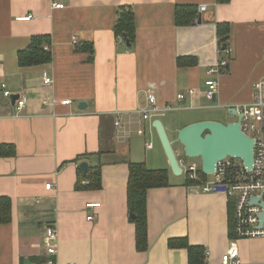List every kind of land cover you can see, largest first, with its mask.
Wrapping results in <instances>:
<instances>
[{
    "label": "crops",
    "instance_id": "0c3cea01",
    "mask_svg": "<svg viewBox=\"0 0 264 264\" xmlns=\"http://www.w3.org/2000/svg\"><path fill=\"white\" fill-rule=\"evenodd\" d=\"M185 4L197 7L195 22L177 25L176 6ZM122 7L135 15L132 48L115 34ZM222 22L231 32L220 50ZM33 36L49 37L44 47L52 59L22 66L18 54ZM179 58L196 63L180 66ZM222 60L228 61L225 70L211 73ZM210 78L219 82L216 101L204 93ZM263 78L264 0H0V143L15 150L0 156V198L12 204L11 221L0 224V264H191L187 248L170 246L175 238L203 246L206 264H219L231 246L239 249L236 264H264V237L237 239L233 226L229 230L235 198L204 192L184 174L175 175L153 125L161 120L174 146L191 123L182 113L239 109L253 101V84ZM150 94L160 111L143 120ZM16 95L27 97L22 110ZM174 149L178 159L187 156ZM83 161L101 165V189H76ZM129 162L169 174V186L147 192L146 251L136 247L128 207ZM92 203L100 206H87ZM48 227L58 232L55 257L47 252L53 243Z\"/></svg>",
    "mask_w": 264,
    "mask_h": 264
},
{
    "label": "trees",
    "instance_id": "16d2710c",
    "mask_svg": "<svg viewBox=\"0 0 264 264\" xmlns=\"http://www.w3.org/2000/svg\"><path fill=\"white\" fill-rule=\"evenodd\" d=\"M217 3H228L230 0H216ZM197 7L195 5H177L175 12V21L177 25H192L197 16ZM218 37L220 50L228 46L230 39V23H218ZM115 34L124 35L126 42L129 43L130 48L136 42V22L133 10L130 7H122L120 9L116 24ZM45 44H50L49 37L33 36L30 45L19 52V63L22 66L39 65L49 62L52 59V54L44 47ZM87 44L80 46L78 49H84ZM91 51L92 47L90 46ZM129 48V47H128ZM129 48V49H130ZM87 49V48H85ZM196 61L187 62L183 58L178 59V64L193 65ZM15 150L12 146L0 143V156L14 155ZM77 161H80L79 159ZM129 177L127 187V201L129 211L131 213L132 221L136 227V247L138 251H146L148 249V220H147V192L151 188H159L169 186V174L167 169H150L144 162H129ZM202 177L206 174L201 170ZM79 178L76 183V189H101L102 188V167L96 165L89 167L85 174L80 167H78ZM83 180H88L89 184H83ZM189 184L197 182L188 181ZM231 198L229 204L231 219L230 227L233 226L234 216V201ZM12 219V204L7 198H0V224L9 223ZM171 247L187 248L189 253V260L191 264H206V249L203 246H194L186 240V238H175L170 242ZM46 259L44 258V262ZM42 264V263H40Z\"/></svg>",
    "mask_w": 264,
    "mask_h": 264
},
{
    "label": "built area",
    "instance_id": "2783aa9c",
    "mask_svg": "<svg viewBox=\"0 0 264 264\" xmlns=\"http://www.w3.org/2000/svg\"><path fill=\"white\" fill-rule=\"evenodd\" d=\"M56 8H62L63 4H53ZM206 8L205 5L201 6V10ZM31 16H21L18 20H29ZM217 71L212 68L210 72ZM45 82L51 83L52 78L49 75H45ZM46 83V84H48ZM210 88L207 96L211 98L216 90H214L216 81L208 80L206 82ZM257 92L254 94L255 100L251 104H246L248 109L244 110L241 106L240 111L243 114V130L249 135L254 137V166L253 171H250L240 159L233 157H226L219 161L214 177L211 181L202 182L204 191L215 190L218 186H225L232 194L236 196L235 207V221L233 232L237 239L246 238H258L264 237V223L260 224V216L263 210L261 204H254L251 199L254 196L260 197L264 202V79L258 81L254 85ZM193 93V90H190ZM6 95H9L8 91H5ZM179 98H183L182 94L178 95ZM27 98L23 97L18 101L17 109L22 110L27 104ZM149 102L154 103L156 96L149 95ZM62 104L72 103L71 99H64ZM255 111V115L251 114V111ZM145 118H148V110H145ZM120 127V121L117 122ZM141 131V130H140ZM190 178L200 180L197 174V166L191 165L189 167ZM49 189L51 184H47ZM90 208L99 207V203H92L87 205ZM93 219L92 215L88 216V220ZM46 238L53 243L47 248L49 256L55 257L57 255V238L58 232L55 227H48L46 230ZM239 250L236 246H231L222 255L221 262L219 264H234L238 263ZM68 264H78L76 262H69Z\"/></svg>",
    "mask_w": 264,
    "mask_h": 264
},
{
    "label": "water",
    "instance_id": "95a60500",
    "mask_svg": "<svg viewBox=\"0 0 264 264\" xmlns=\"http://www.w3.org/2000/svg\"><path fill=\"white\" fill-rule=\"evenodd\" d=\"M18 97L16 95L14 101ZM229 115L237 116L238 119L226 124L211 119L200 120L184 126L178 133L177 140L183 144L186 155L189 158H201L202 170L206 174L213 173L217 162L227 155L243 159L248 168L253 166L254 139L243 132L240 123L241 116L238 115L235 108L229 109ZM153 125L157 129L173 173L181 175L183 169L179 164L173 143L163 122L157 119ZM80 168L84 173H87L89 163L87 161L81 162ZM219 189L224 190V187Z\"/></svg>",
    "mask_w": 264,
    "mask_h": 264
},
{
    "label": "bare ground",
    "instance_id": "6f19581e",
    "mask_svg": "<svg viewBox=\"0 0 264 264\" xmlns=\"http://www.w3.org/2000/svg\"><path fill=\"white\" fill-rule=\"evenodd\" d=\"M206 6V5H205ZM207 8V7H206ZM206 8L204 9V10H201V6H200V11L202 12V11H205L206 10ZM228 51H230L229 49H228ZM228 66V61L227 60H222V61H220L216 66H214V67H212V68H214V69H217V71H214V72H211V73H221V72H223L224 70H225V68ZM211 68V69H212ZM45 75H49L48 73H45ZM45 75H44V81H45ZM264 79V78H263ZM208 80H212V81H216L217 83H215V87H214V90H216V92L214 93V95L211 97V98H213V101H216V94H217V92H218V90H219V82H218V80L217 79H215V78H210V79H208ZM207 80V81H208ZM262 80V79H261ZM258 81H260V80H258ZM257 81V82H258ZM46 83H48V82H46ZM256 83V82H255ZM255 83L253 84V89H254V94L257 92V90H255V88H254V85H255ZM207 84V83H206ZM208 85V84H207ZM209 87L207 86V89L205 90V94L207 95V93H208V91H209ZM193 90V93H191V94H195L196 93V90L195 89H192ZM5 91H8L9 92V95H6L5 94ZM4 94L6 95V96H10L11 95V92L9 91V90H7V89H5L4 90ZM183 95V98L185 97V95L184 94H182ZM20 97V96H19ZM18 97V98H19ZM179 97V96H178ZM17 98V99H18ZM21 98H23V96H21L20 98H19V100L21 99ZM27 98V97H26ZM214 98H215V100H214ZM180 99V98H179ZM182 99V98H181ZM180 99V100H181ZM18 100V101H19ZM254 100H255V97L253 98V101L252 102H254ZM251 102V103H252ZM250 103V104H251ZM149 107H147L146 109H143V110H141L140 112L142 113V119L143 120H147V119H151L152 118V116L154 115V114H156V113H159V111H160V107L158 106V104H157V101H155L154 103H152V102H149ZM243 108H244V110H246V109H248V107L247 106H242ZM170 108V106H168V107H166L165 109H169ZM232 108H235V107H232ZM164 109V108H163ZM163 109H161V111H163ZM236 109V111H237V113H238V115H240L241 116V118H240V123H241V128H242V130H243V114H242V112L240 111V108L239 109H237V108H235ZM145 110H148V118H145L144 117V114H145ZM251 114L252 115H255V111H251ZM234 117H236V120L238 119V117L237 116H234ZM206 120H210V119H206ZM212 120V119H211ZM236 120H234V121H230V122H235ZM200 121V120H199ZM196 122V121H195ZM193 123V122H192ZM191 124V123H190ZM226 124V123H225ZM141 130V131H140ZM243 132L245 133V134H247L249 137H251V138H253L254 139V137L253 136H251V135H249L248 133H246L244 130H243ZM138 133L139 134H144V129L142 128V129H139L138 130ZM169 136V135H168ZM172 141V140H171ZM173 143V142H172ZM183 145V144H182ZM149 146H151V144H149ZM173 148H174V146H173ZM254 148H255V140H254ZM175 150V149H174ZM175 153H176V151H175ZM176 156H177V158H178V155H177V153H176ZM226 157H233V158H236V159H240L243 163H244V161H243V159H241V158H239V157H234V156H230V155H227ZM226 157H224V158H226ZM223 158V159H224ZM191 159H195V158H189L188 156H186L185 158H179L178 159V161H179V164H180V166L182 167V169H183V172H182V174H184L186 177H187V179L188 180H190V181H195V182H197V184L196 185H198V186H200L201 188H202V190H203V184H202V182H208V181H211L212 179H213V177H214V174H215V171H216V169H215V171L213 172V173H209V174H211L210 176H212V179H210V180H208L207 179V175H209V174H206V177H202L201 176V173H200V171L202 170V166H199V164L197 163V162H195V161H191ZM223 159H221V160H223ZM221 160H219V161H221ZM219 161L217 162V165H218V163H219ZM196 165L197 166V174H198V176L200 177V180H197V179H192V178H190V171H189V167L191 166V165ZM217 165H216V168H217ZM244 165H245V163H244ZM246 166V165H245ZM253 166H254V163H253ZM253 166H252V168H248L247 166V168L248 169H250V171H253L254 169H253ZM203 171V170H202ZM181 174V175H182ZM176 175V174H175ZM222 187H224V190H220L219 188H222ZM204 191V190H203ZM217 191H222V192H225V193H227L228 195H232L234 198H235V207H236V196L234 195V194H232L225 186H218L215 190H212V191H204V192H217ZM251 202L252 203H254V204H257V203H259V204H261L262 205V207H263V210H262V212H261V216H260V224L262 225L263 223H264V217H263V214H264V202L263 201H261V198L260 197H257V196H254L252 199H251ZM235 216H236V212H235V210H234V221H235ZM233 228H234V223H233ZM234 233V232H233ZM239 250V249H238ZM54 261L55 260H51V261H49V263L50 264H54ZM234 264H236V263H234Z\"/></svg>",
    "mask_w": 264,
    "mask_h": 264
},
{
    "label": "rangeland",
    "instance_id": "374dc122",
    "mask_svg": "<svg viewBox=\"0 0 264 264\" xmlns=\"http://www.w3.org/2000/svg\"><path fill=\"white\" fill-rule=\"evenodd\" d=\"M226 57H228V56H226ZM253 98H254V89H253ZM243 103L244 102H242V105H243ZM212 104L216 105V103H214V102H212ZM248 104H250V103H248ZM239 105H241V104H239ZM170 116H173V114H171ZM205 117L208 118V119L217 120V121H220V122H223V123H229L230 121L236 120V117L229 115L228 108H226V107L206 108V109H203V110L188 111V112L182 113V118H185L187 121L191 120L190 121L191 123H192V121H196L197 119L204 120ZM171 121L173 122V124H177L178 123L177 117H175V116L172 117ZM197 121H199V120H197ZM169 135H170V137L172 139H174L173 138L174 135L171 132H170ZM159 139H160V137H159ZM160 142H161V140H160ZM174 146L176 148L178 146L179 148H181L182 151L184 149L183 145L181 143H178V142ZM191 161H195V162H197L199 164V166H202L201 158L191 159ZM210 175L211 174L207 175V179L208 180L212 179V176H210Z\"/></svg>",
    "mask_w": 264,
    "mask_h": 264
}]
</instances>
